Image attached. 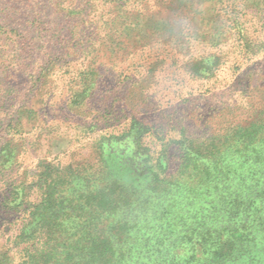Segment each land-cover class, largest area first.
<instances>
[{"label": "rangeland", "instance_id": "1", "mask_svg": "<svg viewBox=\"0 0 264 264\" xmlns=\"http://www.w3.org/2000/svg\"><path fill=\"white\" fill-rule=\"evenodd\" d=\"M134 121L162 176L264 121V0H0V264L39 246L20 234L45 186Z\"/></svg>", "mask_w": 264, "mask_h": 264}, {"label": "trees", "instance_id": "2", "mask_svg": "<svg viewBox=\"0 0 264 264\" xmlns=\"http://www.w3.org/2000/svg\"><path fill=\"white\" fill-rule=\"evenodd\" d=\"M145 129L104 137L94 161L45 186L21 229L38 238L27 264H264V121L186 143L175 176L154 169L163 150Z\"/></svg>", "mask_w": 264, "mask_h": 264}]
</instances>
